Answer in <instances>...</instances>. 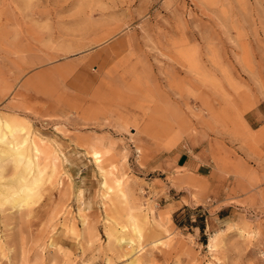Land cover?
<instances>
[{
	"label": "rangeland",
	"instance_id": "rangeland-1",
	"mask_svg": "<svg viewBox=\"0 0 264 264\" xmlns=\"http://www.w3.org/2000/svg\"><path fill=\"white\" fill-rule=\"evenodd\" d=\"M3 118L41 150L0 158V264H264V166L230 174L264 160V0H0Z\"/></svg>",
	"mask_w": 264,
	"mask_h": 264
},
{
	"label": "bare ground",
	"instance_id": "bare-ground-1",
	"mask_svg": "<svg viewBox=\"0 0 264 264\" xmlns=\"http://www.w3.org/2000/svg\"><path fill=\"white\" fill-rule=\"evenodd\" d=\"M29 129H30V127H27L26 125H23V124H20L16 121H13L10 118L0 119V158H2V156H5V155L8 157L9 156L13 157V159H11V160L14 161L15 167L21 170L18 177H20L22 175V173H24V171L26 173H29L33 166H34V168L35 167L37 168V166L34 163H33L34 164L33 166H31V164H32V162H35L34 156H36V155L34 153L37 154V152H39V149H40L39 148V142L35 137H33V134L31 135V133H30L31 129L30 130ZM37 158H39V157H37ZM91 158L93 160H95V162H100L101 155H100L99 151H97V150L92 151L91 152ZM41 169H43V168H40V170ZM38 171H39V169L36 172L37 175L35 176V178L31 179L30 185L28 187V192L27 193L24 192L23 197H20V198L13 200L15 207H19V206L21 207L23 205H27L29 203V201L31 200V198L37 194L39 186L43 182V178L45 176V172H44V174L43 173L41 174V172L38 173ZM51 174H48L47 177H50ZM101 175H102V173H101ZM109 175H110V172L104 171L103 176H102L103 179L101 182L102 183L101 186L104 189L103 195L106 198L111 192L109 189L112 188L111 185H108ZM119 181H120V179L116 178L114 180V183L116 182L117 185H119ZM0 204H4V201H2L1 199H0ZM133 216H134V214L130 212L129 213V219L131 220L130 224H132V226H131L132 229L135 230V233H137L138 231L136 230V226L134 225ZM118 241H122V242L128 241L129 243L132 244V239L130 237L125 236V235L124 236L121 235L117 239V242ZM211 248H212V246H211ZM132 252H135L134 249L132 250Z\"/></svg>",
	"mask_w": 264,
	"mask_h": 264
},
{
	"label": "crops",
	"instance_id": "crops-1",
	"mask_svg": "<svg viewBox=\"0 0 264 264\" xmlns=\"http://www.w3.org/2000/svg\"><path fill=\"white\" fill-rule=\"evenodd\" d=\"M230 161H231L230 174L240 180L244 179L242 176H244L245 172H247L248 165L252 164L254 166L255 164L256 165L260 164L264 166V160H230ZM218 163H220L219 160H196L195 158H192L184 153H180L177 156V159L175 160L176 166L180 168L183 172L198 178H208V179H211L215 174H217V168L214 165ZM237 165L241 166L240 172H237L235 168H233L234 166ZM261 173H264V171H262Z\"/></svg>",
	"mask_w": 264,
	"mask_h": 264
}]
</instances>
